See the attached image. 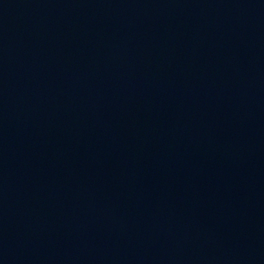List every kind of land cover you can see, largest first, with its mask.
I'll return each instance as SVG.
<instances>
[{
	"label": "water",
	"instance_id": "obj_1",
	"mask_svg": "<svg viewBox=\"0 0 264 264\" xmlns=\"http://www.w3.org/2000/svg\"><path fill=\"white\" fill-rule=\"evenodd\" d=\"M0 264H264V0H0Z\"/></svg>",
	"mask_w": 264,
	"mask_h": 264
}]
</instances>
